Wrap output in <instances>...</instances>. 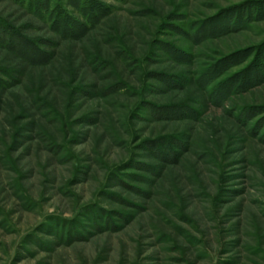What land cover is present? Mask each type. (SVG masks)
<instances>
[{
    "label": "rangeland",
    "instance_id": "rangeland-1",
    "mask_svg": "<svg viewBox=\"0 0 264 264\" xmlns=\"http://www.w3.org/2000/svg\"><path fill=\"white\" fill-rule=\"evenodd\" d=\"M85 4L0 0V264H264V0Z\"/></svg>",
    "mask_w": 264,
    "mask_h": 264
},
{
    "label": "trees",
    "instance_id": "trees-1",
    "mask_svg": "<svg viewBox=\"0 0 264 264\" xmlns=\"http://www.w3.org/2000/svg\"><path fill=\"white\" fill-rule=\"evenodd\" d=\"M31 9L36 15L45 19L50 23V25L54 28L56 32H58L61 37H74L79 32L84 31L86 28L93 26L97 21V16H99L102 12L98 8H94L93 6H87L88 1L90 0H70L71 2H66L73 7L78 9V12L84 19V22H79L71 15H69L63 8L61 4V0H19ZM53 4V8L49 10V5ZM93 7V8H92ZM102 13V16L105 15ZM0 31L3 33L0 36L5 42V45L10 49H16L20 54L27 57L30 61H37L41 58H38L35 54L39 52L38 49L35 48L34 43L30 41L24 40L20 34L9 27L0 26ZM7 39V40H6ZM27 48V49H26ZM41 57V54H40Z\"/></svg>",
    "mask_w": 264,
    "mask_h": 264
}]
</instances>
